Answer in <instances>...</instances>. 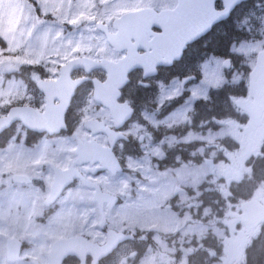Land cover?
Masks as SVG:
<instances>
[{
    "label": "flooded vegetation",
    "instance_id": "flooded-vegetation-1",
    "mask_svg": "<svg viewBox=\"0 0 264 264\" xmlns=\"http://www.w3.org/2000/svg\"><path fill=\"white\" fill-rule=\"evenodd\" d=\"M167 1L174 5L164 9L176 7L177 0ZM215 8L222 9V4L215 3ZM220 23L187 45L178 60L170 65H156L154 76L145 77L141 68L131 70L115 103L116 110L120 111L118 118L113 119L108 107L100 106L93 100V80L103 82L106 75L102 71L87 74L84 70H75L70 75L71 80H87L76 88L71 98L64 115V129L49 134L47 131H31L16 122L0 134V167L5 170L0 172V191L4 192V199L0 195V264H49L54 243L68 238H80V243L75 245L73 253L64 255L53 264H93L94 260L95 264H136L151 253L158 255L163 262L167 260L168 264H205L207 245H204V236L196 242L184 244L162 233L158 229L160 226L145 228L130 222L132 218L136 220L137 213L153 208L159 215L170 212L180 224H200L204 214L205 189L200 183L189 189V175L180 171V167L191 165V168L197 169L205 161L211 168V174L218 176L224 166L220 164L229 161L228 149L232 146L246 143L253 154L251 160L263 154L264 105L258 107L254 104L249 87L243 94L246 96L238 102L241 107L231 108L232 119L226 121L219 118L218 107H210L209 99L215 90L209 93L206 102L196 101L191 109L184 107L186 97L182 93L170 97L157 91L159 84L168 86L179 81L186 87L195 83V67L200 60L189 59L186 51L201 44L205 47L203 42L219 35ZM110 31H114L112 22ZM146 32L145 42L148 44L162 31L157 26H151ZM145 52L138 49L136 54L141 56ZM117 54L116 59L110 60L117 61L126 52ZM58 70L50 78H35L31 82L33 90L29 88L28 91V101L22 105L43 112L45 97L36 89V81L56 80ZM237 110L241 113L237 114ZM84 113H88L87 119H83ZM128 113L130 117L126 120ZM89 120L102 122L113 132L114 140L106 134H93L86 129L84 123ZM16 126L19 128L14 129ZM221 126L228 127L233 135L225 138L223 144L216 130ZM205 130L214 133L216 143H206L199 138L205 136ZM91 141L103 149H111L121 168L119 172H112L98 161L74 165L77 145ZM210 151L213 159L205 156V152L208 154ZM135 161L140 165H136ZM144 163L152 164V168L146 169L145 165H141ZM72 166L78 176L58 198L49 203L55 169L64 171ZM244 180L237 183L231 181V185L235 187ZM263 193L264 184L255 189L250 198L239 202L240 217L232 221L234 226L227 227L226 231L232 232L231 237L235 241L229 244L230 249H224V254L226 257L233 255L234 263L245 256V248L250 242L244 248V234L247 232L244 228L259 229L264 223L246 227L241 221V205L254 199L264 205ZM211 199L215 200V195ZM113 200L116 204L110 206ZM118 210L124 215H110ZM154 223L160 222L155 220ZM162 228L167 226L164 224ZM181 229V226L177 227L175 232ZM110 231L132 235L133 239L102 255L101 248L107 244ZM175 232L171 233L172 236ZM228 240L226 237L225 242ZM84 244H93L94 247L88 248ZM214 249L215 245L207 248L211 255L215 254Z\"/></svg>",
    "mask_w": 264,
    "mask_h": 264
},
{
    "label": "rangeland",
    "instance_id": "rangeland-1",
    "mask_svg": "<svg viewBox=\"0 0 264 264\" xmlns=\"http://www.w3.org/2000/svg\"><path fill=\"white\" fill-rule=\"evenodd\" d=\"M259 1L254 5L257 14L251 16L245 14L235 29L240 39L232 43L230 53L239 58L236 67L230 57L208 55L196 64L194 84L184 87L179 81H174L168 86L159 84L157 91L170 97L182 93L183 97H186L184 107L191 109L196 101L206 102L212 90L219 91L223 87L235 89L240 83H244L247 89L248 74L254 65L256 54L264 50V0ZM167 2V0H0V117L6 115L10 107L24 106L22 104L28 101V91L29 88L33 90L31 82L35 78L39 76L50 78L56 75L57 69L74 57L88 56L95 60L116 59L119 54L107 45L105 37L97 31L96 23L105 24L111 30V22L123 13L143 8L160 10L174 5ZM224 61H228L226 68L223 67ZM245 96L232 97L231 108L239 109L241 104L238 102ZM239 113L241 110H237V114ZM86 114L88 115L84 113L83 119L89 117ZM223 119L226 121L232 118L229 115ZM13 128L18 129L19 126ZM216 130L219 132L221 144L225 138L233 136L228 127L221 126ZM203 134L205 136L199 138L206 143L217 142L212 131L205 130ZM236 146L228 149L229 161L220 164L224 165L225 169L222 167V172L218 176L211 174V168L205 161H202L197 169L191 168V165L189 167L182 165L179 169L189 175V189L197 187L199 183L205 189L204 214L200 218L199 226L191 222L187 225L180 224L171 217L170 212H162L159 215L153 211L155 210L153 208L137 213L136 220L132 218L130 223L145 228L160 226L158 229L162 233L184 244L196 242L204 236V245H207L204 253L205 262L241 264L244 255L234 263L233 255L226 257L224 254V249H230L229 244L235 241L231 237L232 232L226 231L227 227L231 224L234 226L235 222L232 221L240 217V203L233 202L230 186L231 181L237 183L243 178L249 179L251 169L247 162L251 160L253 154L251 155L246 143ZM205 156L213 159L212 151L208 154L205 152ZM135 163L140 165L137 161ZM141 165H145L146 169L152 168V164ZM0 172H5L4 167H0ZM3 194L4 192L0 191L2 199H4ZM214 195L215 200L211 199ZM113 214L123 216L124 212L118 210L110 215ZM155 220L160 223L155 224ZM183 223L185 224L186 221ZM164 224L167 228H162ZM180 226L182 229L175 232ZM236 229L239 230L238 225ZM247 229L244 228L247 231L244 234L246 237L244 248L259 231L257 227ZM173 232L175 233L172 236ZM226 237L229 238L227 242H225ZM214 245L215 254L211 255L207 248ZM236 245L233 246L234 249ZM136 264H168V261L163 262L158 255L151 253Z\"/></svg>",
    "mask_w": 264,
    "mask_h": 264
},
{
    "label": "water",
    "instance_id": "water-1",
    "mask_svg": "<svg viewBox=\"0 0 264 264\" xmlns=\"http://www.w3.org/2000/svg\"><path fill=\"white\" fill-rule=\"evenodd\" d=\"M247 1L249 0H177V5L172 10L156 11L152 8H144L127 12L112 21L113 32L109 31L107 25L97 23L96 28L104 35L107 44L116 53L125 51V56L117 61L94 60L88 57L69 60L60 66L56 80L36 81V89L45 97L44 111L39 112L30 106L10 107L7 114L0 117V134L16 122L31 131H47L49 134L64 129V115L71 98L76 88L87 80V78L71 80L70 75L75 70H84L87 74L102 71L106 75L103 82L93 80V100L100 106L108 107L113 119L118 118L120 111L116 110L115 103L120 90L127 83V75L131 70L141 68L145 72V77L154 76L156 65H170L178 60L187 45L204 36L213 25L227 20L238 5ZM216 2L222 4V9L215 8ZM151 26H157L162 32L155 36L152 43L146 44V30ZM138 49L146 52L138 56L136 54ZM149 49L151 51H148ZM223 67H228V61H224ZM249 93L254 97L256 106L264 105V50L256 54L254 66L249 72ZM56 100L58 103H55ZM129 117L128 113L125 119ZM84 126L93 134H106L110 140H114L111 134L113 132L98 120L86 121ZM75 154L77 159L74 165L98 161L112 172L121 170L111 149H103L94 141L79 143ZM77 176L73 166L64 171L55 169L49 203L58 198ZM109 197L111 198L110 195ZM115 204V200L110 202V206ZM241 221L246 227L258 226L264 221V205L255 199L245 201L241 205ZM132 239V235L110 231L107 244L101 248L102 255L111 253L118 244ZM78 243L80 238L55 242L49 256V264L60 261L66 254L73 253ZM84 245L88 248L94 247L93 244ZM95 263L94 260L93 264Z\"/></svg>",
    "mask_w": 264,
    "mask_h": 264
},
{
    "label": "trees",
    "instance_id": "trees-1",
    "mask_svg": "<svg viewBox=\"0 0 264 264\" xmlns=\"http://www.w3.org/2000/svg\"><path fill=\"white\" fill-rule=\"evenodd\" d=\"M257 1L259 0H250L236 7L231 16L225 22L219 24V35L215 36L214 39L211 37L209 42H203L206 44L205 47L201 44L197 47L190 48L186 51L188 58L201 60L208 55L230 57L233 59V64L236 67L239 58L234 57L232 53H230V46L232 43L240 39L237 35L238 31L235 29L237 28V24L243 20L245 14H249L250 16L257 14V12L254 11V5L257 4ZM258 3H260V1ZM211 35L212 34H210V36ZM245 89L244 83H240L235 89L223 87L219 91L211 93L209 99L210 107H218L220 109V119L228 117L232 114V110L229 111V108H231L230 100L232 97L243 95ZM212 114L213 113H211V115ZM248 165L251 167L249 179L244 180L235 187L232 185L230 186L233 202L236 204L250 198L253 191L264 184V150L262 155L253 158ZM217 204L221 206V203L218 201ZM244 254V261L241 264H264V223L260 226L257 235L252 238L246 246ZM205 264H209V262H205Z\"/></svg>",
    "mask_w": 264,
    "mask_h": 264
}]
</instances>
